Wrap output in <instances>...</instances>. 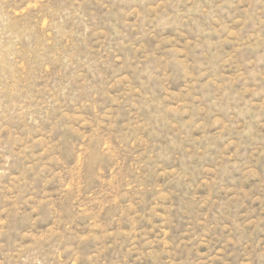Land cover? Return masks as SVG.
<instances>
[{"label":"rangeland","instance_id":"374dc122","mask_svg":"<svg viewBox=\"0 0 264 264\" xmlns=\"http://www.w3.org/2000/svg\"><path fill=\"white\" fill-rule=\"evenodd\" d=\"M0 264H264V0H0Z\"/></svg>","mask_w":264,"mask_h":264}]
</instances>
